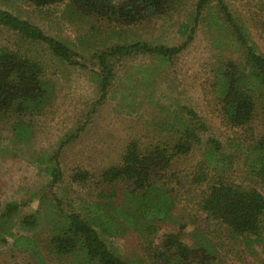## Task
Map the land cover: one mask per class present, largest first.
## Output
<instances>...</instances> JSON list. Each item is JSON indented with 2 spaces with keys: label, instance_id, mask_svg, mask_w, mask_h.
<instances>
[{
  "label": "rangeland",
  "instance_id": "374dc122",
  "mask_svg": "<svg viewBox=\"0 0 264 264\" xmlns=\"http://www.w3.org/2000/svg\"><path fill=\"white\" fill-rule=\"evenodd\" d=\"M197 3L198 0H179L164 14L133 26H114L81 18L70 13L65 4L35 8L23 0H0V9L67 45L78 55L76 61L86 67L70 66L53 56L45 45L20 41L0 29V46L20 47L41 64L50 94L42 112L31 118L32 126L25 136H16L6 125L0 129V217L8 204L19 206L8 222L2 220L0 239L5 238L7 243L0 244V264L75 263L76 260L61 261L49 256L46 249L62 216L71 213L70 205L77 209L97 199L101 188L98 179L74 183L71 177L75 170L97 175L119 164L131 141L144 150L157 142L178 138V132L190 124L188 111L198 116L206 131L197 132L200 143L173 164L180 184L169 187L177 196L176 205L171 219L159 224L157 238L180 233L191 248L205 249L211 264L264 261V236L238 238L227 227L208 221L195 206L197 192L188 193L184 179L203 161L204 152L211 148L209 141L213 140L222 146L227 178L256 187L264 196V189L250 179L245 165L250 140L258 141L264 135L263 91L255 93V115L247 128L252 134L221 125L216 76L229 62L244 67L245 56L232 28H215L212 21L219 18L223 23L219 11L222 3L235 23L247 30L257 53L264 56V0H210L195 26ZM194 26L187 48L169 63L162 64L149 55L110 61L114 65L113 78L106 100L100 102L101 72L94 54L116 44L136 42L178 47ZM230 140L241 146L230 148ZM56 168L60 180L52 183L51 172ZM31 214L37 216L36 226L24 228L22 218ZM20 236L35 241L43 259L33 252L14 249V239ZM100 236L127 264L135 263V255L141 253L135 233L115 238Z\"/></svg>",
  "mask_w": 264,
  "mask_h": 264
},
{
  "label": "trees",
  "instance_id": "16d2710c",
  "mask_svg": "<svg viewBox=\"0 0 264 264\" xmlns=\"http://www.w3.org/2000/svg\"><path fill=\"white\" fill-rule=\"evenodd\" d=\"M23 1L27 6L35 8L65 4L70 13L86 20L103 21L114 26H133L166 13L179 0ZM209 2L198 0L195 26L203 17ZM219 11L223 23L215 18L212 20L214 27L228 25L232 28L236 43L244 50L245 56L244 67L229 62L216 76L214 87L220 100L221 125L232 131L252 134V130L247 128L255 115V93L263 91L264 96V56L257 53L255 44L249 42L247 30L235 23L222 3ZM195 26L190 29L187 40L178 47H152L136 42L130 45L116 44L94 54L93 58L99 61L101 72L100 102L106 100L107 89L113 78L114 65L110 61L149 55L162 64L169 63L187 48ZM0 29H5L20 41L45 45L61 62L86 68L76 61L78 55L67 45L46 36L40 28L9 11L0 9ZM46 88L43 67L35 58L20 47L11 49L0 46L1 130L6 125L16 136H25L32 126L31 118L39 115L50 99ZM187 114L190 116V124L178 132V138L157 142L144 150L137 142L131 141L120 163L101 170L97 175L75 170L72 182L84 184L97 178L101 188L93 203H85L77 209L70 205L71 213L62 216V222L55 227L54 235L47 242L49 256L53 255L61 261L76 260L72 264H127L107 247L100 235L115 238L135 233L141 253L135 255L133 264H211L205 249L191 248L183 241L180 233L159 235L157 238L159 224L171 219L176 205L177 196L172 195L174 190L169 187L172 183L180 184L173 164L200 143L197 132L206 131L194 112L188 111ZM230 142V148L238 149L241 146L234 140ZM209 144L211 148L204 152L203 161L184 177L188 193L196 191L198 194L195 202L197 210L204 213L208 221L227 227L235 237H263V194L256 187L229 180L223 170L226 163L221 144L213 140ZM245 165L250 179L264 189V135L258 141L250 140ZM51 174L52 183H57L60 171L56 168ZM18 209L16 204L6 206L0 217V231L2 220L8 222ZM36 223L35 214L26 215L21 221V225L28 229L34 228ZM7 235L14 237L11 233ZM6 243L5 238L0 239V244ZM12 246L23 252H33L43 259L38 245L32 239L20 236L14 239Z\"/></svg>",
  "mask_w": 264,
  "mask_h": 264
}]
</instances>
